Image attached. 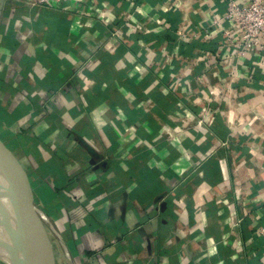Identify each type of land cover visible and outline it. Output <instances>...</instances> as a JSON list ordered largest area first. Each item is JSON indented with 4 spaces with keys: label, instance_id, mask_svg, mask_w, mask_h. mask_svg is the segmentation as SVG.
Here are the masks:
<instances>
[{
    "label": "crops",
    "instance_id": "obj_1",
    "mask_svg": "<svg viewBox=\"0 0 264 264\" xmlns=\"http://www.w3.org/2000/svg\"><path fill=\"white\" fill-rule=\"evenodd\" d=\"M229 1L0 0V159L53 264L58 238L74 264H264V50L238 55Z\"/></svg>",
    "mask_w": 264,
    "mask_h": 264
},
{
    "label": "water",
    "instance_id": "obj_2",
    "mask_svg": "<svg viewBox=\"0 0 264 264\" xmlns=\"http://www.w3.org/2000/svg\"><path fill=\"white\" fill-rule=\"evenodd\" d=\"M24 209L40 215L47 222L41 211L19 189L0 159V261L3 264H53L42 230L37 231L36 239L32 238L35 227L31 230L25 222ZM58 241L74 264L63 242L59 238Z\"/></svg>",
    "mask_w": 264,
    "mask_h": 264
},
{
    "label": "built area",
    "instance_id": "obj_3",
    "mask_svg": "<svg viewBox=\"0 0 264 264\" xmlns=\"http://www.w3.org/2000/svg\"><path fill=\"white\" fill-rule=\"evenodd\" d=\"M61 0H32L33 5H49ZM80 1V0H76ZM223 19L235 27L240 34L238 55L243 56L251 51L262 54L264 50V0H248L242 4L230 0L226 6ZM136 30L142 26L134 24ZM229 32H225L228 34ZM238 191L236 190L235 193ZM264 237V229L261 231Z\"/></svg>",
    "mask_w": 264,
    "mask_h": 264
},
{
    "label": "rangeland",
    "instance_id": "obj_4",
    "mask_svg": "<svg viewBox=\"0 0 264 264\" xmlns=\"http://www.w3.org/2000/svg\"><path fill=\"white\" fill-rule=\"evenodd\" d=\"M199 163H200V161H199ZM198 165V164H197Z\"/></svg>",
    "mask_w": 264,
    "mask_h": 264
}]
</instances>
